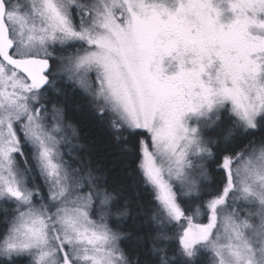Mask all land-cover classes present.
Masks as SVG:
<instances>
[{
	"label": "snow or ice",
	"instance_id": "obj_1",
	"mask_svg": "<svg viewBox=\"0 0 264 264\" xmlns=\"http://www.w3.org/2000/svg\"><path fill=\"white\" fill-rule=\"evenodd\" d=\"M0 264H264V0H0Z\"/></svg>",
	"mask_w": 264,
	"mask_h": 264
},
{
	"label": "trees",
	"instance_id": "obj_2",
	"mask_svg": "<svg viewBox=\"0 0 264 264\" xmlns=\"http://www.w3.org/2000/svg\"><path fill=\"white\" fill-rule=\"evenodd\" d=\"M68 116L78 127L83 139L81 144L89 150L92 155L101 161L102 166L108 171L110 182L122 183L128 187L129 196L134 192L139 193L141 202L145 210V221L147 212L154 207L149 192L136 187L135 176L133 175L136 164L131 158L122 157L118 151V146L112 138L108 125L98 121L97 116L89 109L86 103L80 99L69 100ZM214 136V135H212ZM219 182V173H213ZM147 230V224H144Z\"/></svg>",
	"mask_w": 264,
	"mask_h": 264
},
{
	"label": "rangeland",
	"instance_id": "obj_3",
	"mask_svg": "<svg viewBox=\"0 0 264 264\" xmlns=\"http://www.w3.org/2000/svg\"><path fill=\"white\" fill-rule=\"evenodd\" d=\"M207 134H208V135H214V136H215V135L217 134V130H216L215 128H213V129H208V130H207ZM196 222H206V221H204L203 218L200 217V218L197 219Z\"/></svg>",
	"mask_w": 264,
	"mask_h": 264
}]
</instances>
